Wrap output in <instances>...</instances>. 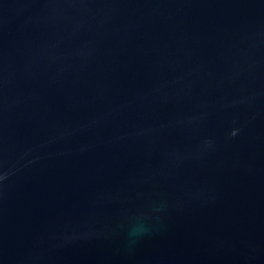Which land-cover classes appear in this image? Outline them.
<instances>
[{
  "label": "water",
  "instance_id": "water-1",
  "mask_svg": "<svg viewBox=\"0 0 264 264\" xmlns=\"http://www.w3.org/2000/svg\"><path fill=\"white\" fill-rule=\"evenodd\" d=\"M0 264H264V0H0Z\"/></svg>",
  "mask_w": 264,
  "mask_h": 264
}]
</instances>
